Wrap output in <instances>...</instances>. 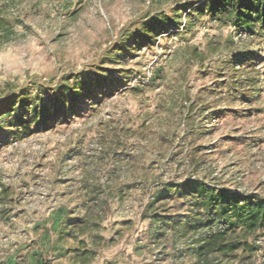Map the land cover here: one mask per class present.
<instances>
[{
  "label": "rangeland",
  "instance_id": "obj_1",
  "mask_svg": "<svg viewBox=\"0 0 264 264\" xmlns=\"http://www.w3.org/2000/svg\"><path fill=\"white\" fill-rule=\"evenodd\" d=\"M200 1L0 0V106L81 94L35 134L0 120V264H205L196 241L225 218L200 184L264 199V29L230 49ZM208 41L236 72H198ZM246 241L260 264L264 229Z\"/></svg>",
  "mask_w": 264,
  "mask_h": 264
},
{
  "label": "trees",
  "instance_id": "obj_2",
  "mask_svg": "<svg viewBox=\"0 0 264 264\" xmlns=\"http://www.w3.org/2000/svg\"><path fill=\"white\" fill-rule=\"evenodd\" d=\"M202 1V0H201ZM198 5L190 7L188 12H196L200 10L207 11L213 18L216 19L220 28H228L230 31L228 46L233 49L238 44V40L243 37L251 36L252 29L258 26L264 29V0H204ZM173 22L176 24V21ZM176 26V25H175ZM178 26V25H177ZM186 26L183 30L187 31ZM235 36L238 40L235 41ZM206 50H201L199 45L190 46L191 61L193 66L198 67V72H206L216 68L225 67L228 73L236 72L237 63L243 60V57L237 56V52L227 54L226 61L218 65L216 58L213 56V51L216 50V43L212 41L206 42ZM223 55V54H221ZM237 56L231 58V56ZM246 58L244 57V60ZM225 60V59H224ZM216 69L217 75L224 72ZM218 71V72H217ZM234 75V74H232ZM125 78L117 82L107 83L98 80V85L101 88H117L123 85ZM88 84V83H87ZM96 94L92 91V95ZM68 95V97H66ZM81 94L74 87H68L61 90L54 95V101L50 104L33 102V105L22 103L16 108V100L12 99L0 106V120L9 112L12 116L9 124H20V130L27 134H35L42 129H47L52 124L66 117L68 108L76 111L79 107V100ZM108 94H104L103 98H107ZM68 105L70 107H68ZM10 125L8 127H11ZM3 128L0 126V132ZM4 134V133H3ZM2 135V133H1ZM18 136V132L10 137ZM201 195L207 198L205 208L220 206L222 209L221 218H225V229L219 231H209L206 235L201 236L196 241L194 254L198 256L200 262L205 264H212V260L207 258L213 257L221 263L228 264H245L250 256L246 257L248 251H254L256 248L251 247L246 241L251 234H258L259 230L264 229V199L256 196L239 197L237 194H230L228 192L213 193V191L205 185L199 186ZM231 204L232 209H225L226 202ZM196 222V221H195ZM198 223V222H196ZM209 223L208 226H211ZM192 225V224H191ZM197 225L193 224L191 228L196 229ZM242 255H238L239 251ZM220 264V263H217ZM264 264V260L260 263Z\"/></svg>",
  "mask_w": 264,
  "mask_h": 264
}]
</instances>
